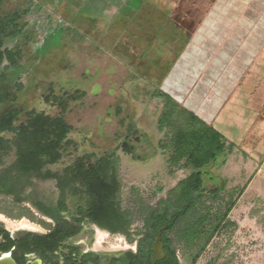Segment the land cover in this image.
I'll return each mask as SVG.
<instances>
[{
	"label": "rangeland",
	"instance_id": "obj_1",
	"mask_svg": "<svg viewBox=\"0 0 264 264\" xmlns=\"http://www.w3.org/2000/svg\"><path fill=\"white\" fill-rule=\"evenodd\" d=\"M101 1L106 6L95 7L94 0L1 3L3 14L20 7L32 10L20 21L22 36L7 39L3 47L21 48L23 59L16 66L2 64L6 101L0 103V115L17 111L16 124L32 111L64 117L73 129L62 158L47 167L53 173L89 154L107 156L115 168L118 213L102 225L87 220L81 236L87 244L80 248L97 246L111 255L134 250L135 240L148 232L151 212L173 213L185 205L188 186L207 167L194 215L169 234L172 248L182 264H264V183L247 181L253 168L232 160L228 150L212 164L206 162V149L199 155L179 154L173 126L160 124L165 98L155 93L161 90L183 104L192 84L191 72L179 70L177 34L170 24L161 30L171 9L159 0H128L119 10L109 7L113 0ZM66 92L78 97L63 110L54 96ZM1 136L14 138L10 132ZM2 155L0 178L6 189L0 193V214L15 224L0 223L25 233L17 225L28 218L41 226L33 230L49 231L54 221L39 204L46 211L57 206L59 180L19 172L14 147ZM71 192L67 202L74 212L80 198ZM199 216L205 218L200 232L188 239L185 234Z\"/></svg>",
	"mask_w": 264,
	"mask_h": 264
},
{
	"label": "trees",
	"instance_id": "obj_2",
	"mask_svg": "<svg viewBox=\"0 0 264 264\" xmlns=\"http://www.w3.org/2000/svg\"><path fill=\"white\" fill-rule=\"evenodd\" d=\"M2 1L0 0V81L5 76L2 69V64L5 61L10 66H16L23 59L21 48L3 49V47L7 39H17L22 36L24 25L20 21L32 10V7H20L3 14L1 12ZM155 94L165 98V109L162 111L160 124L173 126V140L179 154L198 152L199 155L206 149L208 156L206 162L212 164L225 153L227 147L224 136L218 130L207 124L170 94L161 90ZM77 97V95H70L66 92L63 95L54 96V102L66 110L70 99L75 100ZM47 100H50V97H47ZM5 101L6 97L0 87V103ZM17 120L18 113L14 110L0 115V160L3 151L14 147L18 156L16 168L19 172L43 179L57 178L62 192L57 206L48 211L49 214H56L57 226L48 234H28L24 238L26 248L33 250L56 249L65 239L80 230L82 221L88 220L102 225L117 215L116 195L119 190V183L112 160L107 156L84 155L78 158L74 164L66 167L62 173H53L47 167L49 164L57 163L62 158L64 142L73 127L62 116L52 117L36 111H32L24 122L16 124ZM6 132L13 133L14 138L7 140L1 136ZM126 146L127 150H131L128 143ZM206 168L200 169L195 174L193 182L188 186L186 190L188 200L185 205L176 207L173 213L165 210L152 211L148 219V232L145 239L148 240L150 249L156 240L157 232L163 226H167L166 229L162 230V237L169 258L168 264H181L176 250L171 246L172 240L169 234L176 230L180 220L194 215L196 204L203 196ZM1 180L0 178V193H4L6 187ZM69 189L72 190V196L78 195L80 198L75 217L77 224L70 222L61 215V212L70 209L67 202ZM39 206L44 209L41 204ZM204 221L205 218L199 216L198 221L192 222L185 236L191 239L198 235L200 232L198 226ZM193 227H195L194 230H192ZM8 239L11 240L9 236Z\"/></svg>",
	"mask_w": 264,
	"mask_h": 264
},
{
	"label": "crops",
	"instance_id": "obj_3",
	"mask_svg": "<svg viewBox=\"0 0 264 264\" xmlns=\"http://www.w3.org/2000/svg\"><path fill=\"white\" fill-rule=\"evenodd\" d=\"M159 1L171 9L162 33L170 24L179 70L191 72L183 105L224 136L232 160L253 168L247 181L264 183V0Z\"/></svg>",
	"mask_w": 264,
	"mask_h": 264
},
{
	"label": "flooded vegetation",
	"instance_id": "obj_4",
	"mask_svg": "<svg viewBox=\"0 0 264 264\" xmlns=\"http://www.w3.org/2000/svg\"><path fill=\"white\" fill-rule=\"evenodd\" d=\"M42 210L54 221L53 227L45 233L33 230L41 226H37L38 224L32 222L28 218L26 219L35 224V226L30 227L25 224L19 226L18 228L27 230L25 233H21L22 231L16 233V231H12L9 227L0 223V259L9 257L14 264H168L167 261L169 258L165 249L163 237L162 242L166 257L157 262H155L153 258V244L150 249L149 242L145 239V235L135 240L134 250L125 251L122 254H107L108 252L100 250L97 246H88V248L81 249L80 247L82 245L87 244L86 241L81 238L82 229L87 224L86 220L80 223V230L76 234L65 239L56 249L33 250L31 248H26L24 238H26L28 234H48L57 226L58 220L56 214H49L50 212L45 209H41V211ZM75 212H78V207L74 212L72 209H69V211L61 212V215L70 222L77 224L75 219L77 214ZM0 219L8 223L13 222L6 220L2 214H0ZM8 236L11 240L8 239ZM100 251L104 252V254H99L98 252Z\"/></svg>",
	"mask_w": 264,
	"mask_h": 264
},
{
	"label": "water",
	"instance_id": "obj_5",
	"mask_svg": "<svg viewBox=\"0 0 264 264\" xmlns=\"http://www.w3.org/2000/svg\"><path fill=\"white\" fill-rule=\"evenodd\" d=\"M167 226H163L162 229H160L157 232L156 240L153 243L152 249H153V258L154 261L157 262L158 260L164 259L166 257V252L164 250V245L162 242V230L166 229ZM0 264H14L11 258H3L0 259Z\"/></svg>",
	"mask_w": 264,
	"mask_h": 264
},
{
	"label": "bare ground",
	"instance_id": "obj_6",
	"mask_svg": "<svg viewBox=\"0 0 264 264\" xmlns=\"http://www.w3.org/2000/svg\"><path fill=\"white\" fill-rule=\"evenodd\" d=\"M16 223H17V222H16ZM9 224L14 226L15 223H14V222H9ZM24 224L27 225V226H30V227L35 226V224H33L32 222L28 221L26 218L23 219V222L18 223L17 226L19 227V226L24 225ZM102 232H103V230L99 229V234H98V235L100 236V234H101Z\"/></svg>",
	"mask_w": 264,
	"mask_h": 264
}]
</instances>
